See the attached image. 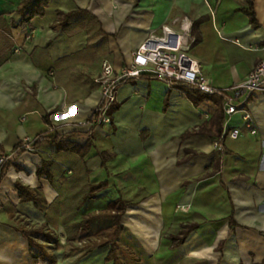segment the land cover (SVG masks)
Segmentation results:
<instances>
[{"label": "crops", "instance_id": "1", "mask_svg": "<svg viewBox=\"0 0 264 264\" xmlns=\"http://www.w3.org/2000/svg\"><path fill=\"white\" fill-rule=\"evenodd\" d=\"M22 1L0 0V14L17 25L11 30L14 54L0 65V146L12 157L17 144L33 142L44 132L86 129L101 102L97 79L107 48L93 41L102 36L59 28L60 12L88 9L97 15L103 29L114 35L109 50L117 69L132 62L150 33L160 32L164 25L180 30L176 19L186 17L192 21L189 52L216 89L242 82L264 58V0H254L259 27L240 11L249 6L245 0H50L44 17L21 24ZM114 105L118 108L111 121L97 128L95 138L98 149L107 152L108 171L102 158H95L90 175L113 177L114 198L120 189L127 200L129 195L138 199L130 201L122 223L147 251L157 250L149 243L156 240L157 230L162 243L165 229L172 241L170 236L185 225L197 224L177 254L164 257H170L167 264H261L264 94L251 95L240 105L229 125L241 128V136L228 137L222 147H216L225 123H220V106L213 100L196 105L183 89L158 77L122 83ZM246 113L253 118L255 134L246 126ZM18 161L25 171L12 170L0 185V264H119V255L107 261L110 245L73 256L50 250L37 239L51 258L35 256L42 251L37 246L32 250L20 224H46L47 210L43 203L20 202L16 183L41 186L50 207L57 202L60 187L36 176L39 155L25 153ZM100 198L89 208H103L108 200L102 204ZM130 209L136 222L157 230L149 228L144 234L130 225ZM52 220L59 226L57 217ZM64 232L62 242L68 241ZM119 236L117 242H123Z\"/></svg>", "mask_w": 264, "mask_h": 264}, {"label": "trees", "instance_id": "2", "mask_svg": "<svg viewBox=\"0 0 264 264\" xmlns=\"http://www.w3.org/2000/svg\"><path fill=\"white\" fill-rule=\"evenodd\" d=\"M248 3L247 8H241L240 11L244 12L250 18L251 23L255 27H259V19L256 12L254 0H245ZM50 0H23L19 6L18 11L22 14L23 19L21 24L33 20L35 17H44L46 15V8L49 6ZM6 14H0V65L10 59L14 54V48L16 42L11 33L12 27L16 24H10L6 18ZM58 27L67 31L71 27H75L78 30H85L91 33L92 37L102 36L108 44L111 39H114V35L107 33L103 29L101 20L97 15L88 9H79L69 13H59ZM143 76H147L146 74ZM177 87L183 89L187 96L196 104L206 100H213L220 106V123H224L226 112L224 110V96L219 93L207 94L197 89L196 86L186 83H175ZM118 105L113 103L103 104L98 106L93 111L91 116L87 119L88 124L91 123L86 129H73L67 132H44L36 137L33 142L21 141L17 144L13 150L14 156L7 160L0 168V185L7 175L12 171L18 172L25 171V166L18 161V158L25 153H34L40 156L41 161L36 168V176L40 180H46L51 185L56 186L59 182V176L67 177L66 174L69 170H73V167H77L72 179L70 178L69 191L74 193L75 200L71 201L70 209H76L75 214L72 217V227L75 229V236L68 235V241L81 240L80 233L94 231L97 237L104 238L96 244L97 247H105L112 245L111 250L107 256V261L111 262L116 259L118 253V244L116 237L120 231L124 229L123 217L126 214L128 207L132 204L127 202L124 193L119 189L117 196H113V186L108 179L100 181L98 183H86V177L90 175L88 168V156L93 149H97L96 144V132L97 128L104 122V109L106 110V116L110 117L117 110ZM45 121L48 124H52L48 116H45ZM200 131H204L203 128ZM223 132V131H222ZM220 138V137H219ZM3 146H0V155H5ZM98 154L104 159V167H107V152L105 150H99ZM221 155L217 161H220ZM216 165V163H215ZM82 171V172H81ZM85 179L80 189H75V181L81 177ZM16 191L20 202H35L36 204H42L45 201L43 194V188H33L28 185H24L21 182L16 183ZM111 193L107 204L101 209H90V203L99 197H107L108 193ZM103 204V201L101 202ZM68 208V207H67ZM82 212V219L76 220L75 218ZM74 220V221H73ZM68 224H70L68 222ZM231 228L234 229L236 225L235 219L231 218ZM32 227L30 230H24V234L28 237L32 250L35 251L34 246H37L42 252L35 253L36 257L44 256L51 258L48 255L43 244L39 243L34 235L44 234L49 237L48 233H45L44 226ZM67 226V224H66ZM198 227L197 224L185 225L183 229L176 235H171L170 238L173 241V246L180 247L191 234ZM92 248L86 253L93 251ZM264 264V261L261 263Z\"/></svg>", "mask_w": 264, "mask_h": 264}, {"label": "built area", "instance_id": "3", "mask_svg": "<svg viewBox=\"0 0 264 264\" xmlns=\"http://www.w3.org/2000/svg\"><path fill=\"white\" fill-rule=\"evenodd\" d=\"M180 23V30H175L169 25H164L160 32H153L143 41L135 52L130 64L117 69L114 64L106 59L102 63V73L97 79L100 84L101 102L99 106L115 103L118 87L127 80L151 75L158 77L171 85L186 83L196 86L198 90L207 94L219 93L224 96L226 118L223 132L216 141V147H222V142L231 137L238 139L242 129L230 128V121L234 114L241 111L240 105L254 94H264V58L240 83L227 89H216L204 74L200 61L194 58L188 48L191 38L192 21L188 17L176 19ZM103 121L110 122L104 109ZM246 126L255 134L251 114L244 116ZM12 156L0 155V168Z\"/></svg>", "mask_w": 264, "mask_h": 264}, {"label": "rangeland", "instance_id": "4", "mask_svg": "<svg viewBox=\"0 0 264 264\" xmlns=\"http://www.w3.org/2000/svg\"><path fill=\"white\" fill-rule=\"evenodd\" d=\"M93 42L96 44L100 42L101 46L104 44L103 46H106L107 48L105 59H108L111 62H114L113 54L109 50L108 41H106L103 37H101L100 41L94 40ZM91 155L93 156L90 158ZM95 158L97 159L102 158V161H103L102 165H104V159L101 155L98 154V148H97V149H93L90 155L88 156V160L90 161L88 162V166H89L88 168L93 167ZM105 168L108 171V161H107V167H104V169ZM72 169L73 170L68 169V172L66 174L67 177L59 176V179H57V181L59 182L58 185L60 187L59 188L60 190H59V195L57 198L58 200L57 202H55L54 206L52 205L53 207H50L43 202L44 207H46L45 209L47 210L46 212L48 214L47 215L48 220L46 222V225L44 226V231L45 233L49 234V237H46L44 234H37V235H34L33 237H35L36 239H38V241L47 245L50 250H57L59 252L61 251L65 255L71 254L73 256H81L85 254L88 250L92 248H96L95 246L97 243H99V239L103 240L104 238L97 237L95 235L96 230L94 231L87 230L86 232L80 233L81 240H74L72 242H69V241L62 242L61 235L63 234V231H65L64 232L65 235L67 233V235L69 236H73V237L75 236V229L72 227L71 223H72L73 214H75L76 209H70L71 207L69 205L71 201H73L75 196H73L74 193H71L69 191V188H70L69 186L71 184L70 178L72 179L73 175H75L74 173L76 172L77 167H73ZM90 170H91V173L94 171L93 169H90ZM103 172L105 173V170H103ZM107 179L110 181L112 185L115 184L113 177L107 176ZM103 180H106L104 175L103 176L89 175L88 177H86V183L89 181L90 183L95 184ZM84 181L85 179L82 178V176L77 178L75 181V189H78V188L80 189ZM110 195L111 193L109 192L107 194V197L105 196L101 197L99 199V202L109 200ZM133 198H134V195H129L128 196L129 200H127V202L130 203V201L138 200L137 198L136 199H133ZM81 215H82V212L80 211L79 215L75 219L81 220L82 219ZM56 217L58 218V221L60 222L59 226L56 224L55 220H52V219H56ZM68 222L70 224H68ZM20 227L26 230H30L32 228L31 225H26V223L20 224ZM62 229L64 230L62 231ZM165 230H166L164 234V238L166 239L165 242L163 241L160 244L159 249L154 250V251L152 250L150 253V251L148 252L146 247L143 245V243L137 238L134 232H132L130 229H128V227L124 225V229L120 231L116 237L117 239L118 236L120 235L123 241V242H117L116 240L118 244L117 255H119L118 257L119 264H167L169 262L170 257L175 256L177 254L176 250H178V248L175 249L172 241L169 240L167 237L168 230L167 229ZM168 244H170L169 247L165 246ZM162 246H165V247L163 248ZM111 247L112 245H110V249ZM167 255H169L170 257L164 260V257L166 258Z\"/></svg>", "mask_w": 264, "mask_h": 264}, {"label": "bare ground", "instance_id": "5", "mask_svg": "<svg viewBox=\"0 0 264 264\" xmlns=\"http://www.w3.org/2000/svg\"><path fill=\"white\" fill-rule=\"evenodd\" d=\"M133 211L134 210H132V209H130V212H129V217H128V223L131 225H133L134 227H136V228H139V230H140V232H143L144 234L146 233V232H149L148 230H149V228H154V229H156L157 230V228L156 227H152L150 224H145V225H143V223L142 222H136V220L134 219V218H132L131 217V215L133 214ZM144 230V231H143ZM224 235V232H221L220 233V237L221 236H223ZM155 236H156V240H151L149 243H150V245L153 247V248H159L160 247V244H161V238L159 237V233H158V230L155 232ZM147 237V236H146ZM160 242V243H159ZM163 248L165 247V246H162ZM208 248L210 249V247L208 246Z\"/></svg>", "mask_w": 264, "mask_h": 264}]
</instances>
